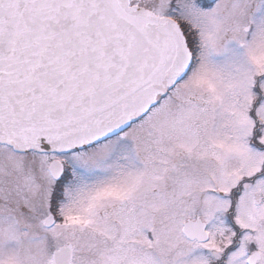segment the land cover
I'll return each instance as SVG.
<instances>
[{
  "label": "snow or ice",
  "instance_id": "obj_1",
  "mask_svg": "<svg viewBox=\"0 0 264 264\" xmlns=\"http://www.w3.org/2000/svg\"><path fill=\"white\" fill-rule=\"evenodd\" d=\"M0 264H264V0H0Z\"/></svg>",
  "mask_w": 264,
  "mask_h": 264
}]
</instances>
